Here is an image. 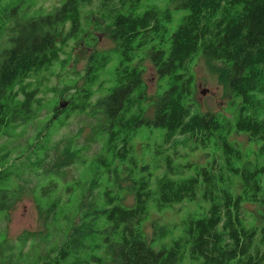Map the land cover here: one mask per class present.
Here are the masks:
<instances>
[{"label": "trees", "instance_id": "1", "mask_svg": "<svg viewBox=\"0 0 264 264\" xmlns=\"http://www.w3.org/2000/svg\"><path fill=\"white\" fill-rule=\"evenodd\" d=\"M33 1L0 0V39L11 30L5 46L0 41V127H9L13 118H20L25 110L31 112L36 88L28 91L22 85L17 90L16 86L61 61L60 44L81 37L83 7L95 0H64L52 11L10 27L23 5ZM141 1L98 0L100 14L109 21L110 35L120 55L113 71L115 85L97 101L106 115L105 154L127 158L141 127L154 126L164 130L167 143L178 136L181 142L194 140L196 148L216 143L221 146L223 157L214 158L196 175L178 179L171 176L170 172L176 173L177 168L169 163L168 172L158 177L154 189L151 174L132 183V206L118 202L109 190L106 195L111 207L96 210L95 216L86 212L82 219L91 217L93 223L97 216H105L110 232L105 241L121 264H180L188 245L191 259L197 264H264V224L248 225L243 207L246 202L264 206V162H242L243 150L230 141L233 129L245 133L252 142L261 144L260 153L264 156V0H178L179 7L187 13L170 35L168 23L173 20V11L152 3L140 12ZM156 40L159 41L154 43ZM150 43L153 44L147 48ZM141 51L150 57L160 77L168 76L169 87L156 100L153 118L146 116L144 105L145 70L135 64ZM201 52L228 66L225 77L230 90L241 98L235 124L220 113L194 110L197 78L193 64ZM113 60L112 51L91 54L86 86L73 109L86 110L99 71ZM97 161L108 163L105 157ZM7 175L0 167V181ZM232 175H238L242 182V193L238 195L232 190ZM200 186L203 198L210 202L208 213L189 216L184 221L185 238L153 248L142 227L151 199L155 196L156 206L161 209L196 199ZM45 210L48 220L56 208ZM86 224L74 226L75 232L46 256H40L37 264H102L99 254L92 255L93 262L82 257L70 260L75 252L87 254L86 241L96 237ZM154 227L159 237L168 233L163 225L154 223Z\"/></svg>", "mask_w": 264, "mask_h": 264}, {"label": "rangeland", "instance_id": "2", "mask_svg": "<svg viewBox=\"0 0 264 264\" xmlns=\"http://www.w3.org/2000/svg\"><path fill=\"white\" fill-rule=\"evenodd\" d=\"M63 1L27 2L10 27L35 15L48 13ZM152 3L173 11V20L168 23L170 35L178 28L187 10L179 7L178 0H142L139 11L143 12ZM82 16L81 37L60 44L61 61L47 70L32 74L23 84L16 86L17 90L22 85L28 91L36 88L31 112L26 113L25 110L20 118H13L9 127H0V167L8 173L0 181V264H37L40 256L43 258L51 248L62 245L70 233L75 232L73 227L83 223L95 231L96 237L86 241L89 247L87 254L84 251L75 252L70 260L82 257L87 262H93L92 255L99 254L103 257L102 264H121L108 250L105 239L110 232L105 216H97L93 223L91 217L82 219V216L86 212L95 216L96 210L111 207L106 195L109 190L118 197V202L132 206V183L151 174V188L154 189L158 177L168 172L169 163L177 168L176 173L170 172L171 176L178 179L196 175L199 168L208 165L214 158L223 157L221 146L216 143L196 148L197 142H181L179 136L167 143L164 130L154 126L141 127L132 140V150L127 158L114 157L112 153L106 155V115L97 101L114 87L113 71L120 55L110 35L109 21L100 14L98 0L84 6ZM10 34L11 30H8L1 36L2 47ZM95 51H112L114 60L99 71V79L91 87L93 95L90 104L86 110L79 111L72 106L80 102L81 90L86 86L90 56ZM135 64H140L145 70L144 105L146 116L153 118L156 100L169 87L168 76L160 77L144 51L137 55ZM227 70L225 62L210 60L202 52L199 53L193 64L197 78L194 110L220 113L231 118L235 124L241 98L230 90L225 77ZM23 96L20 93V98ZM230 141L236 142L243 150L242 162H264L260 153L261 144L252 142L247 134L233 129ZM99 157L107 158L108 163H99ZM231 178L234 194L242 193L240 177L232 175ZM202 193L200 186L196 199H185L161 209L156 206L155 196L151 199L149 214L142 227L153 248L160 249L185 238L184 221L189 216L200 217L208 213L210 202L203 198ZM51 206L56 211L46 220L45 209ZM243 207L248 225L264 224V206L246 202ZM154 223L165 226L168 233L159 237ZM258 240L259 236L256 243ZM197 263L191 259L188 245L180 264Z\"/></svg>", "mask_w": 264, "mask_h": 264}, {"label": "water", "instance_id": "3", "mask_svg": "<svg viewBox=\"0 0 264 264\" xmlns=\"http://www.w3.org/2000/svg\"><path fill=\"white\" fill-rule=\"evenodd\" d=\"M63 106V105H62Z\"/></svg>", "mask_w": 264, "mask_h": 264}]
</instances>
